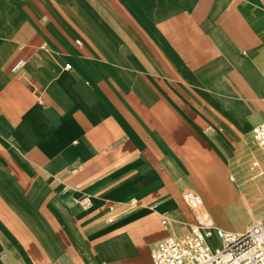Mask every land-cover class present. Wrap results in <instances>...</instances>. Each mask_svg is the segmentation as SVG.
<instances>
[{"label":"crops","instance_id":"obj_1","mask_svg":"<svg viewBox=\"0 0 264 264\" xmlns=\"http://www.w3.org/2000/svg\"><path fill=\"white\" fill-rule=\"evenodd\" d=\"M263 120L264 0H0V264H153L188 190L243 231Z\"/></svg>","mask_w":264,"mask_h":264},{"label":"built area","instance_id":"obj_2","mask_svg":"<svg viewBox=\"0 0 264 264\" xmlns=\"http://www.w3.org/2000/svg\"><path fill=\"white\" fill-rule=\"evenodd\" d=\"M24 64L25 58L19 57L10 70L18 72ZM251 134L255 143L264 148V120L252 128ZM183 199L196 221L186 234L167 235L156 241L150 250L153 264H264V220L248 225L241 232L227 231L201 209L202 198L197 192L185 191ZM82 203L89 205L85 197ZM211 236L219 240V245L212 247L208 243Z\"/></svg>","mask_w":264,"mask_h":264},{"label":"rangeland","instance_id":"obj_3","mask_svg":"<svg viewBox=\"0 0 264 264\" xmlns=\"http://www.w3.org/2000/svg\"><path fill=\"white\" fill-rule=\"evenodd\" d=\"M259 178L264 179V173H262ZM255 215H257L259 220H264V196H263V198L261 197V202L259 204H257V211H256ZM251 220H252V217H250V219L248 220L247 226L253 222ZM259 220H257V221H259Z\"/></svg>","mask_w":264,"mask_h":264}]
</instances>
